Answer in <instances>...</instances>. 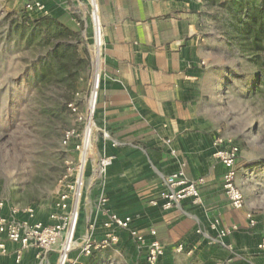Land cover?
<instances>
[{
  "label": "crops",
  "instance_id": "obj_1",
  "mask_svg": "<svg viewBox=\"0 0 264 264\" xmlns=\"http://www.w3.org/2000/svg\"><path fill=\"white\" fill-rule=\"evenodd\" d=\"M27 1L0 0V12H19ZM95 1L105 57L97 107L110 135L105 156L111 164L93 191L85 192L84 224L77 230L80 240H100L109 214L132 216L139 234L155 232L164 251L158 264L176 255L179 244L183 253L213 264H264V251L258 249L264 242V212L246 202L238 170L243 208L229 205L221 188L224 168L212 157L216 138H225L217 114L204 111L210 101L205 89L212 86L206 77L219 69L211 63L205 38V2ZM40 2V10L26 15H50L56 8L55 0ZM177 171L189 179L204 178L201 204L185 200L169 211L151 206L150 201L164 192V179ZM247 214L255 221L253 227ZM215 222L216 231H229L220 240L212 229ZM115 234L116 247L128 248L132 261L144 260V250L127 231ZM3 244L0 264H42L45 258L27 249L16 263L17 246Z\"/></svg>",
  "mask_w": 264,
  "mask_h": 264
},
{
  "label": "rangeland",
  "instance_id": "obj_2",
  "mask_svg": "<svg viewBox=\"0 0 264 264\" xmlns=\"http://www.w3.org/2000/svg\"><path fill=\"white\" fill-rule=\"evenodd\" d=\"M54 6L52 14L45 16L29 17L24 8L0 12V204L1 212L8 216L13 211L18 221L30 218L32 222L46 223L63 190L59 185L63 176L84 170L72 248L68 254H61L59 264L65 257L64 264H86L87 258L79 251L77 230L84 224L81 208L85 192L91 193L103 177L96 171L95 161L106 155L103 135H109L97 107L104 45L101 51L94 47L86 0H55ZM203 16L211 63L219 68L206 77L212 86L205 89L210 101L204 111L217 114L223 137L238 147L236 166L244 198L256 211L264 212V97L246 95L247 82L240 75L248 69L247 54L232 39L231 13L205 4ZM42 17L52 22L45 21L40 26L23 22ZM56 19L71 28L73 34L53 24ZM53 45L60 48L67 72L51 79L38 94L39 71L47 65L54 66L49 59ZM95 57L98 71L94 78ZM67 134L70 136L64 143ZM58 250L59 242L52 253L45 258L41 255L42 264H58ZM190 254L176 253L159 264H213L210 259ZM131 257L128 248L112 245L97 254L95 264H144L143 259L132 261Z\"/></svg>",
  "mask_w": 264,
  "mask_h": 264
},
{
  "label": "built area",
  "instance_id": "obj_3",
  "mask_svg": "<svg viewBox=\"0 0 264 264\" xmlns=\"http://www.w3.org/2000/svg\"><path fill=\"white\" fill-rule=\"evenodd\" d=\"M41 0H28L24 5V9L28 12L37 11L41 8ZM89 4V21L93 33L94 47L101 48L103 42V28L99 20V12L96 1L86 0ZM98 85H96L95 91ZM92 90L90 92L91 98ZM89 98V102H90ZM97 103V93L94 94L93 112ZM72 107L71 105L69 106ZM74 111V109H72ZM69 134L66 135L64 143L69 139ZM103 137L107 140L108 135L104 133ZM212 157L217 160L224 168L221 188L229 203L235 210L243 208V195L236 184L237 168L236 163L239 157L238 147L218 137L214 141V151ZM111 164V158L101 156L98 159L96 171L103 175L106 169ZM85 184L84 170H79L77 174H65L59 182L63 189L58 195L54 205V212L50 216L49 223L42 222H26L18 221L12 211L10 215L6 216L0 204V252H4V241L13 243L17 246L15 251V262L19 263L22 254L27 249H35L43 257L49 255L54 251L55 246L59 242L58 250V264L61 262V254L70 252L72 246L70 243L74 239L77 223L79 219V202L83 195ZM205 184L203 177L196 179L187 178L182 171H177L168 175L164 179V192L159 199L150 201L153 207H159L162 211H169L181 202L188 200L194 205L201 204V196L199 189ZM31 213V210H27ZM31 215V214H30ZM249 226L253 227L255 221L251 214H247ZM132 216H118L116 214H109L102 223L105 229V234L100 240H93L85 238L79 245L80 254L88 257L93 253H100L117 243V236L115 230H125L129 238L141 249L144 250V264H157L164 256V251L159 242L155 238V232L151 230L148 235L139 234L138 231L132 227ZM217 222L214 223L212 229L215 230ZM216 238L218 240L224 238L229 232L228 230L216 231ZM258 249L264 251V242L258 246ZM176 253L183 252V246L177 245ZM66 257L62 264L65 263Z\"/></svg>",
  "mask_w": 264,
  "mask_h": 264
},
{
  "label": "trees",
  "instance_id": "obj_4",
  "mask_svg": "<svg viewBox=\"0 0 264 264\" xmlns=\"http://www.w3.org/2000/svg\"><path fill=\"white\" fill-rule=\"evenodd\" d=\"M205 4L215 6L218 11H228L231 13L235 44L241 51L247 54L248 69L240 78L246 79V95H258L264 97V0H203ZM45 21L52 22L46 17L32 21L29 18L23 22L34 26H40ZM63 28L66 34H73L71 28L56 19L53 24ZM225 35H227L225 33ZM60 48L53 45L49 51V59L54 66L48 65L39 71L36 83H38L37 93L40 94L45 85L53 78L67 72V66L61 60ZM42 87V88H41ZM36 102V101H35ZM39 104V103H38ZM37 105V103H36ZM71 104L68 105L70 108ZM238 161V160H237ZM97 254L86 257V264H95ZM158 264V263H157Z\"/></svg>",
  "mask_w": 264,
  "mask_h": 264
},
{
  "label": "bare ground",
  "instance_id": "obj_5",
  "mask_svg": "<svg viewBox=\"0 0 264 264\" xmlns=\"http://www.w3.org/2000/svg\"><path fill=\"white\" fill-rule=\"evenodd\" d=\"M96 49H97V47H96ZM96 56H97V54H96ZM96 58L97 57H95V61H94V73H95V75H94V78H95V76H96V73H97V71H98V66H97V63H96Z\"/></svg>",
  "mask_w": 264,
  "mask_h": 264
},
{
  "label": "water",
  "instance_id": "obj_6",
  "mask_svg": "<svg viewBox=\"0 0 264 264\" xmlns=\"http://www.w3.org/2000/svg\"><path fill=\"white\" fill-rule=\"evenodd\" d=\"M97 164H98V159L95 161V167H97Z\"/></svg>",
  "mask_w": 264,
  "mask_h": 264
}]
</instances>
